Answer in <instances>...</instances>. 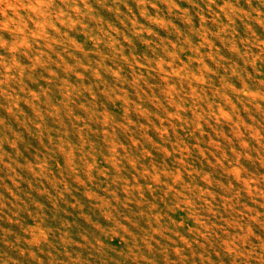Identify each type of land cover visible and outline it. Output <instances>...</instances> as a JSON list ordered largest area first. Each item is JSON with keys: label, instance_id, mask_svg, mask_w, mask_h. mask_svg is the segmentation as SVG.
<instances>
[{"label": "rangeland", "instance_id": "rangeland-1", "mask_svg": "<svg viewBox=\"0 0 264 264\" xmlns=\"http://www.w3.org/2000/svg\"><path fill=\"white\" fill-rule=\"evenodd\" d=\"M0 264H264V0H0Z\"/></svg>", "mask_w": 264, "mask_h": 264}]
</instances>
